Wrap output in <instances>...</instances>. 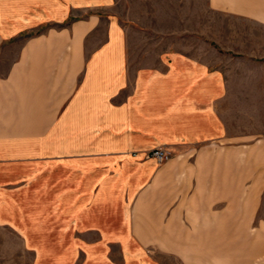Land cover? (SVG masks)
I'll list each match as a JSON object with an SVG mask.
<instances>
[{
	"label": "crops",
	"instance_id": "crops-1",
	"mask_svg": "<svg viewBox=\"0 0 264 264\" xmlns=\"http://www.w3.org/2000/svg\"><path fill=\"white\" fill-rule=\"evenodd\" d=\"M262 48L264 0H0V226L36 264H264L224 62Z\"/></svg>",
	"mask_w": 264,
	"mask_h": 264
},
{
	"label": "rangeland",
	"instance_id": "rangeland-1",
	"mask_svg": "<svg viewBox=\"0 0 264 264\" xmlns=\"http://www.w3.org/2000/svg\"><path fill=\"white\" fill-rule=\"evenodd\" d=\"M229 58H226L224 62L229 67L227 70L232 71L234 74L233 79L235 83L231 85L235 95L233 107L236 109L241 108L243 128L253 129L254 127L257 130V135H255L257 140L264 139V48L258 51L256 59H249L247 57ZM159 147L168 148L166 146L154 147L146 153V157L152 158L149 156L150 152ZM171 156L172 152L169 158ZM165 161L167 159L162 162H156L161 164ZM260 167L263 170L264 164ZM231 169L232 166L227 164V174ZM237 170L239 171V169ZM260 175L264 176V173L262 174L259 169L258 188L264 193V177L260 178ZM243 182V187H248L249 185L247 184L251 181L247 180ZM233 183L239 184V180L234 179ZM246 230L248 235L260 236L264 234V229L261 228H248ZM35 255V252L29 249L19 234L8 227L0 226V264H36ZM166 262L169 264V259Z\"/></svg>",
	"mask_w": 264,
	"mask_h": 264
},
{
	"label": "built area",
	"instance_id": "built-area-1",
	"mask_svg": "<svg viewBox=\"0 0 264 264\" xmlns=\"http://www.w3.org/2000/svg\"><path fill=\"white\" fill-rule=\"evenodd\" d=\"M171 151L168 148H156L150 152V157L154 158L155 161L162 162L169 158Z\"/></svg>",
	"mask_w": 264,
	"mask_h": 264
}]
</instances>
